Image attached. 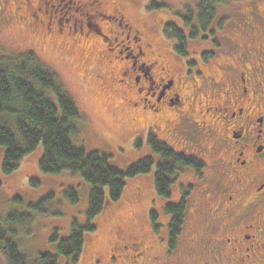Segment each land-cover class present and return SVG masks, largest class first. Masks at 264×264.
<instances>
[{"label": "flooded vegetation", "instance_id": "obj_1", "mask_svg": "<svg viewBox=\"0 0 264 264\" xmlns=\"http://www.w3.org/2000/svg\"><path fill=\"white\" fill-rule=\"evenodd\" d=\"M2 1L7 20L14 16L42 39L71 41L99 54L108 85L119 92L123 115L131 119L118 127L122 142L146 139L181 152L208 151L199 197L194 184L179 185L173 203L183 202L182 227L173 241L168 234L163 255L176 254L182 264H264V0H250L255 9L236 11L219 28H209V47L198 54L188 45L177 51L165 22L144 21L143 7L130 10L131 0H13L12 14ZM143 184L150 189L148 181ZM148 198L151 222L157 209ZM194 214L200 221L188 225ZM124 235L121 228L117 238ZM156 246L117 242L105 262L159 264Z\"/></svg>", "mask_w": 264, "mask_h": 264}, {"label": "rangeland", "instance_id": "obj_2", "mask_svg": "<svg viewBox=\"0 0 264 264\" xmlns=\"http://www.w3.org/2000/svg\"><path fill=\"white\" fill-rule=\"evenodd\" d=\"M153 1L159 6H153ZM195 1L131 0L132 8L130 10L135 6H142L145 11L144 17L142 16L144 21L147 18L152 23L161 24L172 21L181 25L180 14L185 13L187 8L193 7ZM1 2L3 3L2 0H0V4ZM254 5V2L250 0H222L217 5L215 27H220V22L223 21L224 16L233 17L236 11L255 9L256 6ZM15 6L17 4L13 0L4 1V8L8 14H12L16 10ZM21 12L24 13V9ZM223 33H225L224 30ZM220 34L216 30L214 38L218 41ZM160 39L164 40L161 37ZM156 43L160 46L163 45L161 41H156ZM187 44L188 50L197 54L209 47L207 39L188 40ZM1 47H9L15 50H33L39 61L53 71L83 116L80 131L74 137L87 152L99 151L108 155V165L119 171H125L138 160L153 154L146 139L139 141L132 139L128 142H122L119 137L118 127L121 122L127 121L129 125L131 119L123 115L124 103L121 101L119 92L108 85L110 83L106 78L109 74L106 72L104 60L96 51L83 49L71 41L57 38L42 39L39 34L32 33L23 21L15 20L14 16L7 20L3 10L0 11ZM169 146L177 153L197 156L206 162L210 156L204 148L184 149L185 152H181L179 146ZM4 151V146H0V224L8 212L12 210L27 211L28 204L36 203L48 193H53L49 202L45 204V209L48 212L34 218L32 223L25 227L28 228V233L21 232L17 240L20 239L19 249L21 252L29 257H34L41 252L50 253L52 250L54 253L59 241L69 235L73 219L79 225L84 224L91 185L81 176L70 175L66 172L61 174L42 172L39 168V161L43 152L41 144L19 160L18 166L13 172L5 174L2 171ZM207 173L208 166H204L197 176L195 169L184 168L175 176L169 199L157 196L152 190L145 188L142 183V188L127 191L117 207L107 209L91 220L93 223L98 220L97 229L89 232L82 254L76 264H93L94 259L101 260L97 264H102L103 260V264H128L129 262L124 261L106 263L107 250L108 253H111V245H116L117 242H121V244L137 242L138 244L141 241L148 244L155 241L157 244L155 255L159 258V264H182L176 254L170 257L163 255L162 243L168 238L166 224L169 217L163 212L162 207L164 204L173 203L177 199L178 188L181 184H194L196 187L194 197L198 198L200 191L197 188L204 183ZM70 187L75 188L76 202L70 201L64 193ZM14 197H19L22 200L21 203L12 202ZM148 197L154 199L155 203L153 204L158 214L156 226L153 224V227L146 221L147 203L150 200ZM199 216V214H194L195 219H189L187 224L199 222ZM25 228H20V230ZM121 228L125 232L123 241L117 238V233H121ZM53 237L54 240H52ZM138 250L137 252H139ZM103 253L106 257H103ZM0 264H6L1 253Z\"/></svg>", "mask_w": 264, "mask_h": 264}, {"label": "trees", "instance_id": "obj_3", "mask_svg": "<svg viewBox=\"0 0 264 264\" xmlns=\"http://www.w3.org/2000/svg\"><path fill=\"white\" fill-rule=\"evenodd\" d=\"M220 2L222 0H196L193 7L180 14L181 25L169 21L164 24L165 34L179 43L177 51L187 49V40H206L204 34L215 26ZM152 5L159 6L155 1ZM8 48H0V146L5 148L2 171L13 172L18 161L41 144L39 168L42 172L81 176L91 188L84 224L79 225L73 219L69 235L59 241L54 253L52 250L29 257L21 252L20 239L17 240L21 232L28 233L25 227L34 218L48 212L45 204L53 193L28 204L27 211L8 212L0 224V253L6 264H76L86 237L97 229L98 220L95 223L91 220L117 207L127 191L148 181L157 196L169 199L176 174L186 167L195 169L196 176L201 173L204 163L197 156L177 153L158 141L150 143L151 156L138 160L125 171L109 166L108 155L87 152L74 137L80 131L83 116L57 76L33 51ZM64 193L70 201H77L75 188L70 187ZM21 201L19 197L12 199L18 204ZM162 210L171 216L167 228L173 241L182 227L183 202L169 203ZM157 215L156 211H151V227L156 226Z\"/></svg>", "mask_w": 264, "mask_h": 264}]
</instances>
